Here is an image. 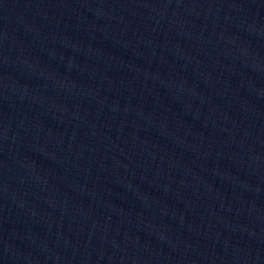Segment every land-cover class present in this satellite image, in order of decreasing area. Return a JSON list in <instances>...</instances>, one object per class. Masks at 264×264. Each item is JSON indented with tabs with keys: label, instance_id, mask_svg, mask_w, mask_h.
I'll use <instances>...</instances> for the list:
<instances>
[{
	"label": "water",
	"instance_id": "95a60500",
	"mask_svg": "<svg viewBox=\"0 0 264 264\" xmlns=\"http://www.w3.org/2000/svg\"><path fill=\"white\" fill-rule=\"evenodd\" d=\"M0 264H264V0H0Z\"/></svg>",
	"mask_w": 264,
	"mask_h": 264
}]
</instances>
